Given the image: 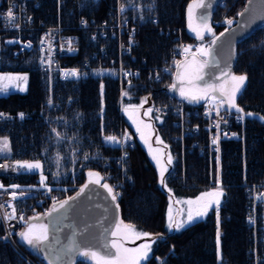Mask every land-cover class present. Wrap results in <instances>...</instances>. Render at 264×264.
<instances>
[{
  "label": "trees",
  "instance_id": "obj_1",
  "mask_svg": "<svg viewBox=\"0 0 264 264\" xmlns=\"http://www.w3.org/2000/svg\"><path fill=\"white\" fill-rule=\"evenodd\" d=\"M192 1L120 0L124 15L139 24L141 44L133 59L135 65L143 66L138 80L123 85L111 72L76 79L50 75L39 64L36 47L15 56L13 46L4 42L5 35L0 31V69L25 71L29 77L25 92L0 96V108L30 113L24 120L0 121V135L6 136L10 145L5 157L42 160L46 180L59 186L62 200L79 192L92 170L103 176L111 174L110 180L122 178L120 219L156 236L152 253L141 264H264V200L256 206L254 219H250L246 186L252 182L264 184V26L238 44L236 61L229 73L246 75L247 79L236 97L244 122L233 124L243 137L224 140L221 146L220 204L180 230L168 228V191L161 185L157 166L146 148L130 132L123 110V105L139 96H146L149 104L170 97L165 84L170 78L156 82L149 74L151 66L162 64L172 52L177 41L174 27L183 29V38L196 39L187 26ZM223 1L213 18L242 10L247 0ZM71 59L72 56L63 58L61 63H80L77 57ZM153 115L164 143L176 158L167 173L168 190L178 196H195L216 186V160L197 149L184 151L181 143L172 138L177 132L173 116L156 112ZM125 132L131 133L134 145L124 146V151L105 140L108 135L117 138ZM11 179L29 184L36 182L37 175L17 174ZM19 245L37 264H51L38 248ZM0 264H28V260L12 244L0 239ZM75 264L94 263L82 255Z\"/></svg>",
  "mask_w": 264,
  "mask_h": 264
},
{
  "label": "built area",
  "instance_id": "obj_2",
  "mask_svg": "<svg viewBox=\"0 0 264 264\" xmlns=\"http://www.w3.org/2000/svg\"><path fill=\"white\" fill-rule=\"evenodd\" d=\"M10 8L15 19L14 24L9 23L12 18L7 17ZM121 8L120 0H1L0 31L5 35L4 42L13 46L15 56L24 55L36 47L39 64L50 75L57 73L62 79H76L96 72H111L123 85L138 80L143 75V66L135 65L133 59L135 50L141 44L139 24L124 15ZM239 13L240 11L226 12L221 17L213 18L211 24L215 36L219 31L233 26ZM226 19H232L233 23L229 26L225 23ZM217 28L220 30L217 31ZM173 32H176L177 41L172 52L162 64L151 66L152 71L149 74L155 81H160L168 75V89L175 84L177 71L187 53L197 51L201 47L209 51L214 38L208 33L203 40L185 39L181 27H174ZM186 48L189 51L185 52ZM69 56H72L71 61L79 58L80 63L62 64L63 58ZM49 57L51 63L48 62ZM73 70L78 76L66 77L65 74ZM169 94L170 97L166 101L152 102L148 107L156 113L173 116L177 132L172 138L181 143L183 150L197 149L210 160H216L219 184L222 142L243 137V132L233 127V124L244 122L243 113H237L235 109L229 110L227 105L221 107L218 102L205 99L189 102V99ZM217 108L219 116L216 115ZM21 113L23 118L20 117ZM29 116L30 113L24 109L12 111L0 108V121L24 120ZM241 116L243 118H240ZM220 117L224 119L220 120ZM218 121L219 129L215 127ZM218 133V143L213 144V139ZM184 157L183 152L182 173L185 168ZM36 162L41 164L40 169L27 170L18 166L19 163ZM2 165L14 167L7 170L0 167V184L4 186L0 189V205H3L0 207V238L12 243L26 257L28 264H37L20 249L16 240V234L24 223V220L19 218L25 217L28 207L39 213L50 211L54 202L60 198L59 186L45 179L41 182L44 174L43 164L39 159L0 158V166ZM16 172H35L39 173L40 177H37L34 183L21 185L11 179L10 173ZM246 186L249 197L248 214L250 219H254L256 206L264 200V184L252 182L246 183ZM12 192L16 193L15 199L11 196ZM13 208L16 218L9 220L6 214L11 213Z\"/></svg>",
  "mask_w": 264,
  "mask_h": 264
},
{
  "label": "water",
  "instance_id": "obj_3",
  "mask_svg": "<svg viewBox=\"0 0 264 264\" xmlns=\"http://www.w3.org/2000/svg\"><path fill=\"white\" fill-rule=\"evenodd\" d=\"M219 1L202 0L204 7L196 8V19L201 23V16L207 15L206 23L210 22ZM240 13L244 15H238L237 22L226 28L228 31H220L217 35L220 39L215 45L209 46V54L205 58L207 64L202 68L201 74L204 79H196L198 84L204 86L207 82L217 87L234 66L238 44L264 26V0H247ZM221 33L225 34L220 36ZM181 83L183 81L177 80L176 88L170 89V92L179 94L178 87ZM94 181L89 180L85 184L87 187L84 185L83 192L80 190L71 195L75 199L70 200L63 209L58 206V211L52 212L50 216H39L45 220L49 236L48 241L39 246L47 251L40 252L51 264H75L84 251H96L108 256L115 254L116 249L112 247L111 239L120 220L119 205L107 189L102 187V183ZM17 239L25 247L29 246L22 241L20 235Z\"/></svg>",
  "mask_w": 264,
  "mask_h": 264
},
{
  "label": "rangeland",
  "instance_id": "obj_4",
  "mask_svg": "<svg viewBox=\"0 0 264 264\" xmlns=\"http://www.w3.org/2000/svg\"><path fill=\"white\" fill-rule=\"evenodd\" d=\"M201 2H202L201 0H194L190 3V5L188 7V21H187L188 23H187V26H188V30L194 36H196V33L191 30L189 25L191 24V26L193 28H197V27L201 26V23L195 17V10L201 4ZM189 9H191V11H189ZM207 24L210 26V22H208ZM210 27L212 28V26H210ZM207 34L208 33L205 32L204 37H206ZM196 40H201V39H198L196 37ZM197 53L198 52L195 50L192 52H188L187 56L182 60L183 62H181V64H183L188 58L190 59V63L187 66V69H188L187 72L183 75L181 74L179 77V80L184 82L181 84L180 88H183L185 90V92L196 93L198 89L204 87L198 83H194L193 79H192L197 74L196 72L192 73L193 72L192 70L194 69V67L196 66V68H198L201 64H203L205 62V57L201 56L200 53L199 54H197ZM188 55H190V57ZM193 57H195V59H196L195 64H193V62H192ZM201 73H202V70L199 72V75H201ZM233 75L239 76L241 74H232V75L225 76V78H224L225 84L227 85L225 88L226 91H231V89L236 84V82L232 81V79H231V77ZM15 77H26L27 79L24 81H21V80L14 79ZM164 77H166L167 81H168L169 76L166 75ZM28 79H29L28 73L25 71L1 70L0 69V96H6V95H9L10 93H14V92H25L27 89V86H28ZM162 79H163V77H162ZM156 82H159V81H156ZM165 84L168 85V83H165ZM242 87H243V85L241 86L240 90L242 89ZM236 97H237V95H236ZM235 103H236V98H235ZM148 104L149 103L147 102L146 96H139L136 101H132L128 104L123 105V110H124V113L126 115L128 122L130 123V127H129L130 132L132 134L134 133V135L137 137V139L140 141V143L146 148V150H147V152H148V154L152 160H153V158H152L153 155H161L162 154L164 157V160H165V164H166L167 155L168 154L171 155L173 162L171 165H166V167L168 168V171L165 172V181L167 182V173L169 172V169H171V167H173V164L176 162V158H175L174 153L172 151H170L167 144L164 143V141H163L162 134L160 133V131L158 129L157 121H155V119H154L155 118L154 116H156V115H153L154 111L152 110L148 115H145V113L148 112V109H150V107H148ZM158 114H160V113H157V115ZM131 133L125 132L122 137H117V139L119 141H121L120 143H117V144H113L111 142H108V143L120 146V148L122 150H123L124 146H126V145L133 146L134 140H133V136L131 135ZM126 135H128V136L126 137ZM157 136L160 138V140L163 141V144L157 143V139H156ZM141 137H143V138H141ZM5 139H7L9 141V139L6 136L0 135V142H2ZM165 145L167 147H165ZM2 146H3L2 143H0V147H2ZM123 154H124V152H123ZM8 155H9V151L6 152V155H4V157L0 156V158H6ZM6 159H10V158H6ZM19 160H38V159H19ZM153 162L156 164L155 160H153ZM156 166H157V164H156ZM157 169H158V174H159V179H160V169L158 168V166H157ZM90 172L98 173L99 175H98V177L97 176L89 177V175L87 174L86 180L89 181V180L99 179L100 183H102V184L107 183L110 187L113 188V193H118V195L115 199V201L118 203V199L121 196L122 189L124 187V180L122 178H116V179L110 180L112 175L109 173L105 174V176H103L100 172H97L94 170H92ZM10 174H12L11 175V177H12V176L17 175V174H36V173L35 172H16V173H10ZM43 174H44V172H43ZM217 174H218V164H217ZM36 175H37V177H40L39 173H37ZM43 176L46 180L45 175H43ZM216 183H215L216 186H212L209 189L202 190L195 196H178V195L174 194L171 190H168L167 186L165 187L164 185L161 184L168 191V198H169V204H168V210H167L168 223H169V208H170V206H171V216L173 218V221L179 222V221L186 219L187 211L189 208V205L185 204L184 201L196 200L197 197L203 196V200H201L199 204L191 205L193 215L195 216L196 211L199 209L200 205L203 204L204 201L209 200V199H216V198L219 199L220 195L218 197H208V196L204 195V194L209 193V192L221 193V187L219 186L220 183L218 184V180H216ZM18 184L26 185L27 183L18 182ZM177 201H179V203H177ZM30 211H33V210L30 207H28L27 213L23 219L24 223L17 233H21V232L25 231L27 229L25 227L26 226L28 227V223L31 224V222H34L33 220L36 217H39L42 215V213H39L36 211H33V212H30ZM28 213H31V214H28ZM216 213H217V216H216L217 217V223H219V215H220L219 209L216 210ZM41 225H46V223L42 222ZM41 225H38L36 227V229H34L35 231H37V233H39L41 231V228H40ZM117 225H119L118 231H117ZM117 225L115 226V228L112 232V235L114 232L116 233V235H113V237L111 239V243L113 241H116L117 243L122 245V248H120V249L115 248L116 249L115 254L110 255V256L102 255L99 252L95 251L96 253H98L97 257H94V258H92L91 256L87 257L94 264H98V261H99V264H132V261L135 258L134 250L137 248H140L145 243L151 244V250L149 252V256L152 253L153 243L156 240V236H154L149 231H145V230L141 229L140 227L135 225L133 222H128V221L120 219L119 222L117 223ZM125 225H131L132 229L130 230V229L126 228ZM171 230H176V229L173 228ZM0 231H1V229H0ZM136 233H149L150 235L149 236H141L138 238L136 236ZM262 234H263V236H261V238L264 239V233H262ZM3 242H7V241H3ZM7 243H10V242H7ZM10 244H12V243H10ZM19 247H20V245H19ZM124 249H128L129 251L125 252ZM100 258H102V259H100ZM143 262H145V261H141L140 264Z\"/></svg>",
  "mask_w": 264,
  "mask_h": 264
},
{
  "label": "snow or ice",
  "instance_id": "obj_5",
  "mask_svg": "<svg viewBox=\"0 0 264 264\" xmlns=\"http://www.w3.org/2000/svg\"><path fill=\"white\" fill-rule=\"evenodd\" d=\"M200 7H204L203 4L199 5ZM125 9L122 7L121 8V12H124ZM189 11H191V9H189ZM247 11V9L245 10ZM238 15H244V13H239ZM7 17L12 18L9 23L14 24L15 23V19L13 17V12L11 10V8L8 10L7 12ZM2 18V17H0ZM207 21V15H202L201 16V26L197 27V28H193L191 26V24L189 25V27L191 28V30L193 32L196 33V37L198 39L203 40L204 39V33L207 32L211 35H213V40H212V45H215L216 42L220 39V37L215 36V34L212 31V28L206 23ZM225 23L228 24L229 26L233 23L232 19H226ZM226 31H228V29H226ZM225 33H221L220 36H223ZM30 46V45H29ZM189 51V49H185V52ZM197 51L203 55H207L208 54V49L206 48H199L197 49ZM49 63H51V59L49 57L48 60ZM193 64L196 63V59L195 57H193ZM207 64V61H205L203 64H201L198 68L195 69L196 74V79L198 80H203L204 77L202 75H199V72L202 70V68L204 67V65ZM66 77L71 76V77H76L78 76V73L73 70L70 73H66L65 74ZM14 79L17 80H21L24 81L27 78L26 77H15ZM232 81H235L236 84L235 86L231 89V91H226L223 87L217 88L215 84L213 83H207L205 82L204 87L200 88L197 90L196 93H192V92H185V90L183 88H180V95L186 99H189V102H193V101H198L201 99H205L208 100L209 102H218V104L222 107L224 105H227V108L229 110L231 109H235V111L237 113H243V109L239 108L236 103H235V98L237 93L240 91L241 86L244 84V82L246 81L247 77L246 75H239V76H235L233 75L231 77ZM172 88L175 89L176 85L173 84ZM216 93H219V96L216 95ZM49 104H51V101H49ZM152 111V109H148V112L145 113V115H148L150 112ZM216 115L219 116V110L217 108L216 110ZM247 115L251 116V113H248ZM20 117L23 118V114H20ZM240 118H243L242 116ZM157 119H159V117H157ZM223 117H220V120H223ZM220 126V121L217 122V124L215 125V127L217 129H219ZM57 137H59V133L56 134ZM235 135V134H234ZM218 137H219V133L217 135L216 138L213 139V144L218 143ZM143 138V137H141ZM157 143L158 144H163V141L160 140V138L157 136ZM106 142H111L113 144H117L120 143L121 141H119L116 137L114 136H107L105 137ZM2 147H0V156H4L6 155L7 151H10V146H9V141L7 139L3 140L2 142ZM165 147H167L165 145ZM88 157H85V159H87ZM153 160L156 161V164L158 166V168L160 169V183L162 185H164L165 187L166 185V181H165V172L168 171V168L166 167V165H171L172 164V157L170 154L167 155L166 158V164H165V160L163 155H153ZM19 168L20 169H27V170H33V169H40L41 168V164L39 162L36 163H19ZM0 167H3L5 170H7L9 167H14L11 165H2ZM89 177L92 176H97L98 177V173H93V172H89L88 173ZM45 178L42 176L41 178V182L43 183V180ZM95 183H99V179L94 181ZM13 187H18V186H13ZM85 187H87V185H85ZM102 187H104L105 189H107V191L109 192V194H112V199L115 200L118 193H113V188L110 187L107 183L103 184ZM4 186L2 184H0V189H3ZM83 188L81 189V192H83ZM49 191H51V189H49ZM208 197H218L219 195H222V193H213V192H209L204 194ZM11 196L13 199L16 198V193L12 192ZM75 199L74 197H69L68 199L59 202V208L63 209L66 205L69 204L70 200ZM203 200V196L201 197H197L196 200H186L184 201L185 204L189 205L188 211H187V216L186 219L179 221V222H174L173 218L171 216V206L169 208V223H168V228L169 230L171 229H176V230H180L182 228L185 227L186 224H190L192 222H194L195 219L204 216L207 211L213 207V205L219 206L220 204V200L218 198L216 199H209L203 202V204L200 205L199 209L196 211L195 216L193 215L192 212V208L191 205L193 204H199L200 201ZM177 203H179V201H177ZM0 207H3V205H0ZM9 207H11V205H9ZM58 211L57 207H56V203L54 202L53 204V208L50 212H48L46 215H51L52 212H56ZM6 218L11 220V219H15V209H12V212L9 214H6ZM19 219L23 220L24 217L21 216ZM35 219H39V217H36ZM35 225L33 224H28V227L25 231L19 233L20 237L22 238V240H24L29 246L38 248V250L40 251H47V249L45 248H40L39 246L44 244V242L48 241L49 236H48V226L47 225H41V231L39 233L34 232L35 229ZM126 228L128 229H132L131 225H125ZM119 230V225H117V231ZM113 235H116V233L114 232ZM149 233H136V236L139 238L141 236H149ZM217 244L219 245V229H218V233H217ZM112 247L120 249L122 248V245L117 243L116 241L112 242ZM151 250V244L150 243H145L144 245H142L140 248H137L134 250L135 252V258L132 261V264H140L141 261H146L149 257V252ZM125 252H128V249H124ZM83 255L85 257H88L89 255L92 257H97V253L95 251H84ZM102 259V258H100ZM99 264V261H98Z\"/></svg>",
  "mask_w": 264,
  "mask_h": 264
},
{
  "label": "flooded vegetation",
  "instance_id": "obj_6",
  "mask_svg": "<svg viewBox=\"0 0 264 264\" xmlns=\"http://www.w3.org/2000/svg\"><path fill=\"white\" fill-rule=\"evenodd\" d=\"M189 63H190V59L188 58L182 65H181V69L183 70V73H186L187 72V66L189 65ZM194 67V66H193ZM198 67V66H197ZM195 69H196V66L194 67V69L192 70L193 72L192 73H194L195 72ZM202 74V73H201ZM225 78V77H224ZM193 79V82L194 83H197L196 82V76L194 77V78H192ZM191 79V80H192ZM190 80V81H191ZM184 83V82H183ZM187 83V82H186ZM182 84V83H181ZM181 84L179 85V87H178V90L180 89V87H181ZM190 84V83H189ZM226 84H225V79H223L222 81H220L218 84H217V88H220V87H223L224 89L226 88ZM226 90V89H225ZM59 202H62V198H59L57 201H56V207H58L59 206ZM41 216H43V214L41 215ZM34 222H31V224H34L36 227L38 226V225H41L42 224V222H44V223H46L45 222V220H43V219H41V217L39 218V219H34L33 220ZM28 224H30V223H28ZM36 227H35V229H36ZM25 228H27V226L25 227ZM35 231V230H34ZM36 233H37V231H35ZM22 241H24V240H22ZM25 242V241H24ZM26 243V242H25ZM32 247V246H31ZM98 254V253H97ZM89 257H90V255H89ZM92 257V256H91ZM92 258H94V257H92Z\"/></svg>",
  "mask_w": 264,
  "mask_h": 264
},
{
  "label": "crops",
  "instance_id": "obj_7",
  "mask_svg": "<svg viewBox=\"0 0 264 264\" xmlns=\"http://www.w3.org/2000/svg\"><path fill=\"white\" fill-rule=\"evenodd\" d=\"M181 74L182 75L185 74V73H183V70L182 69H180V71H179L178 79H179V77H180Z\"/></svg>",
  "mask_w": 264,
  "mask_h": 264
},
{
  "label": "bare ground",
  "instance_id": "obj_8",
  "mask_svg": "<svg viewBox=\"0 0 264 264\" xmlns=\"http://www.w3.org/2000/svg\"><path fill=\"white\" fill-rule=\"evenodd\" d=\"M224 1L223 0H220L219 3H218V6L223 3ZM218 8V7H217ZM213 19V18H212ZM190 57V55H188Z\"/></svg>",
  "mask_w": 264,
  "mask_h": 264
}]
</instances>
